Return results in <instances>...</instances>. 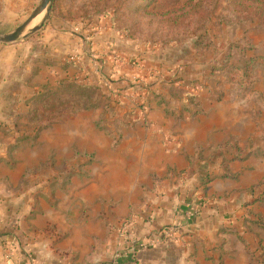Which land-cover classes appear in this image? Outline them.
<instances>
[{
  "label": "crops",
  "instance_id": "crops-1",
  "mask_svg": "<svg viewBox=\"0 0 264 264\" xmlns=\"http://www.w3.org/2000/svg\"><path fill=\"white\" fill-rule=\"evenodd\" d=\"M184 54L177 43L150 45L130 39L112 27L107 15L81 19L52 14L33 36L0 44V126L11 127L10 121L23 119L28 101L42 87L57 89L70 81L99 86L102 101L109 99L108 111L123 114L131 108L134 115L152 121L149 128L122 129V140L114 150L109 148L112 140H102L96 129H51L42 135L47 143L41 156H35V148L16 152L19 166L23 155L29 159L25 163L33 166L36 158L46 160L51 152H56L58 165L72 156V149L84 150L95 154L102 170L82 189H69L66 199L54 207L49 193L34 207L33 181L17 192L0 181V264H82L92 245L97 251L93 259L100 264L112 261L116 252L118 264H217L220 253L225 255L227 242L235 237L232 231L241 230L233 216L249 195L241 190L261 180L264 171L257 162L247 169L250 159L232 160L230 147L211 156L212 149L231 138L242 146L243 129H230L242 107L206 100L199 86L184 85L202 78L189 68L196 56ZM170 89H176L172 93L176 95ZM183 90L196 94L202 114L192 118L184 112L192 107ZM134 101L141 103V109L131 104ZM5 157L0 145V178L5 174L14 184L20 169L5 172L1 168ZM229 157L230 174L239 173L234 179L222 176L220 168ZM211 173L214 176L204 189L202 180ZM140 184L146 185L145 191ZM140 194L144 201H135L133 209L124 202L116 210L106 205L102 209L97 203L90 211L75 207L76 197L87 202L84 198ZM126 216L120 234L118 220ZM171 224H177V230L169 239L161 230ZM94 237L102 240L96 245ZM148 241L152 244L139 246Z\"/></svg>",
  "mask_w": 264,
  "mask_h": 264
},
{
  "label": "rangeland",
  "instance_id": "rangeland-1",
  "mask_svg": "<svg viewBox=\"0 0 264 264\" xmlns=\"http://www.w3.org/2000/svg\"><path fill=\"white\" fill-rule=\"evenodd\" d=\"M38 1L0 0V33L12 31L28 17ZM138 1L140 0L116 1V6L121 5L120 11L117 12L118 17L120 16L118 18L119 24H122L123 27H129L139 39L149 38L152 43L156 42L150 45H165L173 42L181 45L184 55L189 57L196 56L193 64H189V68L193 71L196 70L195 72L201 75L202 78L200 80L184 81V85L191 87L193 83L199 86L206 100L237 104L236 109L239 106L242 107L239 118L230 127V129H243L242 146L238 145V140L231 138L225 147H230L234 151L231 154L236 157L232 160L242 161L250 159L252 165L246 166L247 169L254 168V164L257 162L264 171V61L255 58L249 63L247 72H243L241 69L235 70V67L242 68L249 59L264 56V21L254 20L228 24L227 21H230L231 17L228 18L229 9L226 0H210L204 5L201 15L196 19L195 23L197 24H194L198 27L196 32L190 31L177 38L168 37L161 39L155 24L150 23L151 19H153L152 16L144 14L139 9V6L135 9L134 5ZM80 6L81 0H53L50 17L54 14L59 17L84 19L81 16L83 11ZM201 25H205V27H201ZM36 32L27 38L33 36ZM27 38L11 43L21 42ZM240 79L250 83L247 87L251 89L252 93L243 95L240 87L245 85V83L237 81ZM174 90L176 91V89H170L168 92L171 95H176L172 94L176 93ZM182 93L187 104L192 107V110L186 107L187 109L184 112L190 114L189 116H192V118L204 112L199 102L196 103L198 98L195 93L186 90H183ZM187 93L192 94V96L189 97ZM177 95L180 96L181 94ZM58 96L55 93L51 97L53 98L52 101L47 104L45 102H35L38 113H35L33 121L26 119L24 115L23 119L18 117L10 121L8 124L11 127L7 126L6 128L5 124L3 127L0 126V145L4 148L6 154L5 158H1V168L5 172L16 168L20 169V176L16 183L12 184L13 182H10L9 177L4 174L0 178L1 184L6 189L17 192L33 181L35 187L33 190L35 192L34 207L38 205L40 200H47L48 193L51 197L48 200L54 201L52 207L58 201H64L69 189H72V191L82 189L88 182L90 183L96 172H101V163L94 153L72 149L70 151L72 156L62 158L61 163L58 165L54 159L56 152H51L46 160L36 158L33 166L25 163L29 159L23 155L22 159L19 160V164L21 163L19 166L18 160L14 158L16 152L26 153L27 149L32 150L35 148V156L38 157L37 153L39 155L42 154L43 145L47 143L42 140V135L51 131V129H71V132H74L75 129H82L83 131L96 129L99 131L102 140L106 142L107 140L108 142L110 141L109 138L112 140L109 143V148L114 150L122 140V129H136L138 126L143 125L149 128L152 124L149 118L139 117L140 114L134 115L135 111L130 110L131 108L125 110L123 114H116L115 111L102 109L104 101L100 102L98 108L68 111L51 121L37 117L40 113L47 112L49 114V111L55 112L61 107L68 106V101ZM51 103L53 105L50 106ZM142 103L144 111H146L148 105L145 101ZM131 104H134L135 108L141 109L142 105L139 101L131 102ZM70 107L72 106L69 105L68 108ZM207 112L208 110L205 111V113ZM220 145L210 152L213 153L223 146L222 144ZM230 159V157L225 158L222 161L223 163H221L220 168L223 169V174H225L224 164L226 165L227 163L226 166H228ZM74 160L76 161L73 162ZM80 160L83 161L80 162ZM22 163L25 164L22 165ZM110 168L114 169V167ZM227 171L230 173L229 168ZM237 174L239 173H234L231 179H234ZM211 176H214V174L211 173ZM28 177L33 179L29 181ZM145 186L140 184L142 191L146 190ZM249 187L241 190V193H248L247 189ZM231 194L230 192L224 194V197H228ZM233 194H236V192ZM248 194L247 197L242 198L240 205L235 210H238V212L233 215L238 221L237 224H239L241 230L240 232L232 231L235 237L227 242L229 244L225 255L223 256L220 253L217 264H264V200H256V196ZM21 199L23 198H19L18 201H21ZM84 200L87 202H82V198L76 197L75 202L79 201V203L77 202L79 205L75 207L80 208L81 211H90L93 203H97L102 209L106 205L110 209L114 208L116 210L121 207L123 202L128 205L129 209H133L136 202L144 201V197L140 194V197H115L109 199L88 197L84 198ZM128 201L131 202L128 203ZM127 217H120L118 221L121 226L118 228L121 229ZM101 218L104 221L103 217ZM104 223L106 222L104 221ZM105 225L107 226L108 224L106 223ZM120 229H118V232ZM99 239L94 237L93 242L97 245ZM239 246H241V250L238 248ZM96 254L97 251L92 245L89 252L83 256L82 264L97 262L93 259ZM221 256L223 258L220 260Z\"/></svg>",
  "mask_w": 264,
  "mask_h": 264
},
{
  "label": "trees",
  "instance_id": "trees-1",
  "mask_svg": "<svg viewBox=\"0 0 264 264\" xmlns=\"http://www.w3.org/2000/svg\"><path fill=\"white\" fill-rule=\"evenodd\" d=\"M117 0H81V8H82V18H92L95 16L107 15L110 18V22L112 27L116 30L124 33L127 37L134 41H141L146 44H154L156 42H151L149 38H145L144 40L137 35H135L129 27H126L122 24H119L118 21V13L120 11L121 5H115ZM210 0H140L135 3V9L139 6V9L143 11L144 14L152 16L150 23L155 24V28L158 30V33L161 39L165 38H177L179 36L185 35L190 31L196 32L198 27L194 24L196 19L201 15L204 5ZM229 9L228 18L230 21L227 23H237L244 21H264V0H226ZM201 27H205V25H201ZM261 59L264 61V56L259 58L254 57L246 61L242 68L235 67V70L238 69L243 70V72H247L249 68V63L253 61V59ZM243 81V80H237ZM245 85H241L243 95H247L251 92L247 86L250 83L247 81H243ZM58 94L60 98L68 101V106L61 107L57 109L55 112L49 111L46 113H40L37 117L51 121L65 114L68 111H77L82 109H90V108H98L100 102H102L103 94L99 86L97 85H83L80 83H76L75 81H70L62 84L57 89L48 88L46 86L42 87L37 94H35L28 101V110L25 114L26 119L34 120L35 113H38V108L35 107V102L41 103L45 102V104L52 101L51 98L54 94ZM189 94V93H187ZM192 94H189L191 97ZM109 99L105 98L102 103V109L109 108ZM53 105L52 103L50 106ZM70 106V108H68ZM45 114V115H43ZM41 116V117H40ZM228 142L223 143L222 147L227 146ZM221 146V145H220ZM219 149V148H218ZM196 154L201 156V149H196ZM214 155V152L211 153V156ZM234 156L233 158H235ZM223 163V162H222ZM225 163V162H224ZM227 165V163H226ZM225 166V174L222 176H231L234 174H230L228 170V166ZM228 172V174H227ZM156 180V177H153ZM212 180V176H206L202 180L203 188L205 189V185ZM247 192L256 196V200H264V176L257 183L250 185L247 189ZM257 192H259L257 194Z\"/></svg>",
  "mask_w": 264,
  "mask_h": 264
},
{
  "label": "water",
  "instance_id": "water-1",
  "mask_svg": "<svg viewBox=\"0 0 264 264\" xmlns=\"http://www.w3.org/2000/svg\"><path fill=\"white\" fill-rule=\"evenodd\" d=\"M53 0H39L35 8L12 31L0 33V43H11L27 38L38 31L50 17ZM40 18L34 23V20Z\"/></svg>",
  "mask_w": 264,
  "mask_h": 264
},
{
  "label": "built area",
  "instance_id": "built-area-1",
  "mask_svg": "<svg viewBox=\"0 0 264 264\" xmlns=\"http://www.w3.org/2000/svg\"><path fill=\"white\" fill-rule=\"evenodd\" d=\"M142 111H144V108H142ZM177 230V224H171V225H167V226H164L161 230V233L166 237V238H173L174 236V233L176 232ZM120 234L124 233V224L122 225L120 231H119ZM152 243L150 241L148 242H142L139 244L140 247H143V246H146V245H151ZM129 249L132 251L134 250V247L133 246H130ZM119 255V253H115L113 256V259L112 261L108 262V263H102V264H118L117 262V256ZM89 264H100V263H89Z\"/></svg>",
  "mask_w": 264,
  "mask_h": 264
},
{
  "label": "bare ground",
  "instance_id": "bare-ground-1",
  "mask_svg": "<svg viewBox=\"0 0 264 264\" xmlns=\"http://www.w3.org/2000/svg\"><path fill=\"white\" fill-rule=\"evenodd\" d=\"M38 18H40V16H38V17L34 20V23L38 20Z\"/></svg>",
  "mask_w": 264,
  "mask_h": 264
}]
</instances>
